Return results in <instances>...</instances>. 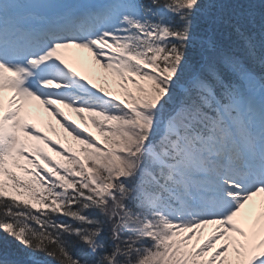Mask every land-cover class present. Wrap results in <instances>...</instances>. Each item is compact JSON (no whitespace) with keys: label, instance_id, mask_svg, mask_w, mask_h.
I'll return each mask as SVG.
<instances>
[{"label":"snow or ice","instance_id":"6c2138e0","mask_svg":"<svg viewBox=\"0 0 264 264\" xmlns=\"http://www.w3.org/2000/svg\"><path fill=\"white\" fill-rule=\"evenodd\" d=\"M0 264H264V0H0Z\"/></svg>","mask_w":264,"mask_h":264},{"label":"bare ground","instance_id":"6f19581e","mask_svg":"<svg viewBox=\"0 0 264 264\" xmlns=\"http://www.w3.org/2000/svg\"><path fill=\"white\" fill-rule=\"evenodd\" d=\"M70 56H79V57H83L84 60L86 61V64L84 66H80L78 65V70H80L84 75H87L89 76L90 78H93L95 80L96 83L97 80L95 79L96 77V72L95 71H89L88 70V65H91L93 64L92 60H91V57H90V53H88L87 51H83V50H80V51H77L76 53H71L69 54ZM42 115V114H41ZM43 120L41 121H37L38 125H40L42 128L43 127ZM260 197H256L254 198V201H259ZM210 228L211 226H209V228L207 229L208 231H210Z\"/></svg>","mask_w":264,"mask_h":264},{"label":"rangeland","instance_id":"374dc122","mask_svg":"<svg viewBox=\"0 0 264 264\" xmlns=\"http://www.w3.org/2000/svg\"><path fill=\"white\" fill-rule=\"evenodd\" d=\"M90 57H91V54H90ZM92 62H93V61H92ZM96 69L99 70V66H96ZM99 71H102V70H99ZM97 82H98V84H102V83H103V82L100 81V80H97ZM64 110H65V112L69 115V117H70L71 119L76 120L77 123L81 124V126L84 127L83 123L80 121L79 117H77L76 114H75L74 112H72L70 109H64ZM41 114H42V116H43L45 119H47L46 114L43 113L42 110H41ZM85 115H87V114H85ZM42 122H43V127H44V129L46 130V124L44 123V121H42ZM52 123L57 127V129H59V124L56 123V120H55V119H52ZM89 127H91V126L89 125ZM91 130L96 134L97 139L102 140V137L99 136V133H96V130H95L94 128H92ZM60 131L62 132L63 130L60 129ZM49 135H53V134L49 131ZM53 138H55L54 135H53ZM206 231H208V230H206Z\"/></svg>","mask_w":264,"mask_h":264}]
</instances>
